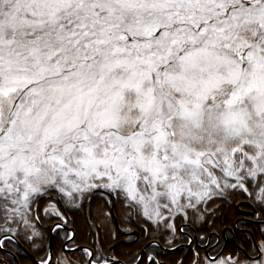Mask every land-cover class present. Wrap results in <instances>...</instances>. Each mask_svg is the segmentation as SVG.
Instances as JSON below:
<instances>
[{"label": "snow or ice", "instance_id": "1", "mask_svg": "<svg viewBox=\"0 0 264 264\" xmlns=\"http://www.w3.org/2000/svg\"><path fill=\"white\" fill-rule=\"evenodd\" d=\"M0 264H264V0H0Z\"/></svg>", "mask_w": 264, "mask_h": 264}]
</instances>
